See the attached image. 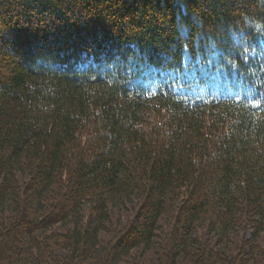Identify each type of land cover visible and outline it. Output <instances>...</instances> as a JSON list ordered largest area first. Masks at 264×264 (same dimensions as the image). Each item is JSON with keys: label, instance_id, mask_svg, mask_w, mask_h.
I'll use <instances>...</instances> for the list:
<instances>
[{"label": "trees", "instance_id": "1", "mask_svg": "<svg viewBox=\"0 0 264 264\" xmlns=\"http://www.w3.org/2000/svg\"><path fill=\"white\" fill-rule=\"evenodd\" d=\"M262 42L264 0H0V264H264ZM186 65L249 91L140 81Z\"/></svg>", "mask_w": 264, "mask_h": 264}, {"label": "rangeland", "instance_id": "2", "mask_svg": "<svg viewBox=\"0 0 264 264\" xmlns=\"http://www.w3.org/2000/svg\"><path fill=\"white\" fill-rule=\"evenodd\" d=\"M258 45L260 47L258 48L259 53H257V55L259 57L261 56V59L264 60V42ZM189 66L190 65H186L183 73H179L178 75L157 71L152 72L149 70L143 74L140 81L141 83H143L145 88H149L150 90H152V92L156 89L155 87H157L159 83L161 84L165 82H172L179 93L188 94L189 96H201L214 92L220 95L225 94L234 97L236 96V94H243L242 91H249L248 88H245L242 83L238 82L237 76H227L221 71L206 70L204 68H201L200 66H196L199 71H197L196 68H193V71H191L188 68ZM259 74H262L264 76V68L259 71ZM158 248H156L157 250L154 248L153 250L147 252L132 251L131 253L135 257H141V260L136 261L137 263L135 264H149L147 262L151 260L150 257L153 252L156 251L154 257H156V254L161 252V250L158 251Z\"/></svg>", "mask_w": 264, "mask_h": 264}]
</instances>
